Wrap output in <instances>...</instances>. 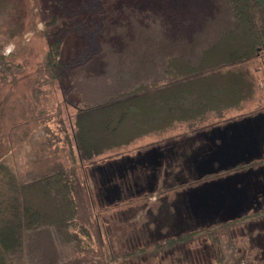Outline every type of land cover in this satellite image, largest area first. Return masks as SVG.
<instances>
[{
	"label": "rangeland",
	"instance_id": "374dc122",
	"mask_svg": "<svg viewBox=\"0 0 264 264\" xmlns=\"http://www.w3.org/2000/svg\"><path fill=\"white\" fill-rule=\"evenodd\" d=\"M13 1L16 8L10 19L22 29L15 37H9L6 25L0 30V161L17 174L64 167L74 170L79 182L74 183L76 213L71 232L79 234L82 245L76 248L73 242L57 237L54 249L44 245L43 257L52 254L53 264H264V240L251 242L258 234H210L179 247L165 245L153 225L149 228L152 236L140 234L148 211L154 213L157 208L161 191L150 196L151 200H122L107 206L94 196L90 176L94 165L108 159L134 155L194 130L264 111L261 55L238 65L237 99L222 95L226 101L212 100L222 110L193 121L175 117L171 127L166 124L155 131L136 127L137 116L128 113L112 139V148H104L102 154L83 163L74 157L73 124L78 109L138 83L149 84L161 74L156 67L169 52H160L164 56L160 60L154 47L141 55L149 45L145 38L150 41L155 36V42L172 43L181 39V46H190L184 61L197 65L201 50L234 26L226 1L116 0L113 8L107 0ZM86 2L90 4L84 10ZM55 38L61 40L60 61L64 63L56 72L58 77L45 67L49 44ZM85 44L88 49L81 50ZM200 84L206 87L211 81Z\"/></svg>",
	"mask_w": 264,
	"mask_h": 264
},
{
	"label": "trees",
	"instance_id": "16d2710c",
	"mask_svg": "<svg viewBox=\"0 0 264 264\" xmlns=\"http://www.w3.org/2000/svg\"><path fill=\"white\" fill-rule=\"evenodd\" d=\"M225 1L231 9L234 26L221 31L212 45L201 50V62L197 65L184 61L185 55L189 57L190 46H181V39L177 43L168 40L163 43L155 42V36L149 41L143 35L149 45L141 55H147L150 47L157 48L158 60L164 58L160 52H169L161 62L162 67H156L161 74L149 84L138 83L111 98L78 109L73 124L77 151L74 157L78 162L90 161L102 154L104 148H112V139L128 113L138 117H135L136 127L155 131L164 129L166 124L171 127L175 117L181 122L193 121L204 114L222 110L212 104L214 99L215 103L226 101L222 95L237 99V89L240 88H237L239 80H236L235 71L240 69L238 65L256 54L264 61V0ZM107 3L113 8L116 0H107ZM89 4H83L84 10ZM15 8L13 0H0V30L6 25L4 29L9 37H15L22 29L11 22ZM81 23L87 28L91 26ZM97 44L99 49L101 40ZM60 45L61 40L55 38L49 44L45 59V67L54 77H58L56 72L64 66L60 61ZM88 47L89 44H85L81 50ZM70 63H73L71 59ZM179 63L180 69L177 67ZM205 81H211V85L200 84ZM91 120L94 124L90 123ZM75 181L78 182L76 172L64 167L48 172L28 170L17 174L1 159L0 264H53L52 254L43 257V247L50 244L54 249L57 237L67 243L73 242L76 248L82 245L79 234H75L76 237L71 232L76 213ZM164 244L173 246L174 240H167Z\"/></svg>",
	"mask_w": 264,
	"mask_h": 264
},
{
	"label": "flooded vegetation",
	"instance_id": "af4514ba",
	"mask_svg": "<svg viewBox=\"0 0 264 264\" xmlns=\"http://www.w3.org/2000/svg\"><path fill=\"white\" fill-rule=\"evenodd\" d=\"M90 176L94 196L107 206L161 191L140 234L152 236L153 225L177 247L210 234L264 240V111L108 159Z\"/></svg>",
	"mask_w": 264,
	"mask_h": 264
},
{
	"label": "water",
	"instance_id": "95a60500",
	"mask_svg": "<svg viewBox=\"0 0 264 264\" xmlns=\"http://www.w3.org/2000/svg\"><path fill=\"white\" fill-rule=\"evenodd\" d=\"M253 119V118H252ZM253 152H255V148L253 149ZM204 166V165H203Z\"/></svg>",
	"mask_w": 264,
	"mask_h": 264
}]
</instances>
